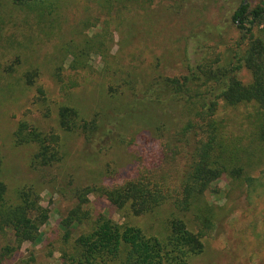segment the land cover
<instances>
[{"label":"rangeland","instance_id":"rangeland-1","mask_svg":"<svg viewBox=\"0 0 264 264\" xmlns=\"http://www.w3.org/2000/svg\"><path fill=\"white\" fill-rule=\"evenodd\" d=\"M100 1L63 0L61 16L48 34L10 0H0L2 179L11 198L16 189L35 187L40 205L49 214L41 228V241L22 244L4 264H64L63 251L88 228L84 224V228L73 229L69 242H64L59 224L77 203L76 189L121 184L133 178L138 169L148 165L158 144L168 138L175 141L176 131L185 124L184 110L176 106L181 102L172 100L176 103L173 110L154 104L155 96L148 97L147 84L157 75H186V65H194L202 56L221 55L229 62L241 38L233 15L242 0H152L131 10L128 20L133 26L122 33L116 31L120 18L113 6L101 7ZM245 1L251 7L264 6V0ZM85 42L89 49L84 52L89 55L72 63L73 54ZM73 66L76 72L70 69ZM57 69L63 80L72 76L79 82L66 98L59 95V83L53 76ZM33 70L38 76L29 86L24 75ZM237 77L243 84L251 81L245 67L238 70ZM37 87L45 93L43 100ZM63 104L78 109L85 120L96 115L98 128L88 140L80 132H61L57 109ZM252 111L251 106L220 104L217 118L225 121L227 136L248 154L252 152L246 170L259 182L249 189L242 180L223 175L213 183L203 197L212 208L213 229L202 240L203 252L187 264H264V151L257 152L252 142ZM20 121L44 134L57 132L62 161L50 168H30L33 148L17 147L12 141ZM178 144L183 146L180 167L184 173L193 144ZM87 198L83 209L90 221L106 215L119 225L139 228L146 237L163 240L167 221L174 216L195 231L191 226L193 209L177 212L165 203L153 213L135 216L116 209L103 197L90 194ZM9 238L0 237V247Z\"/></svg>","mask_w":264,"mask_h":264},{"label":"trees","instance_id":"trees-1","mask_svg":"<svg viewBox=\"0 0 264 264\" xmlns=\"http://www.w3.org/2000/svg\"><path fill=\"white\" fill-rule=\"evenodd\" d=\"M10 1L48 34L64 9L63 0ZM151 2L102 0L99 5L113 6L117 18H120V24L115 25L116 31L122 33V29L133 26L132 20H128L131 10ZM233 20L241 31V38L229 62L228 57L221 58V55L202 56L194 65H186V75L172 78L157 75L147 84L146 92L149 98L155 96L154 104L173 110L176 103L172 100L181 102L176 106L184 110L185 124L176 131L175 141L168 138L158 144L152 159L147 160L148 165L145 163L138 169L133 178L121 184H94L76 189L77 203L59 224L64 242H69L73 229L84 228V224L88 228L71 242L66 252L63 251L64 264H187L191 257L203 252L202 240L213 229L212 208L203 201L213 183L226 175L235 181L242 180L249 189L258 184L259 180L249 176L246 170L252 152L248 154V150L226 135L225 121L217 118V112L220 104L230 108L251 106L252 142L257 152L264 151V6L251 7L242 0ZM79 46L72 63H80L86 54L84 51L89 49L86 42L84 47ZM241 67L250 72L248 84H243L237 77ZM70 69L76 72L75 66ZM37 76V70L29 71L24 75V81L32 86ZM53 76L59 83L58 92L62 98L67 97L70 89L79 86L72 76L63 80L58 69L53 71ZM36 90L43 100L42 87ZM57 118L62 133L80 132L85 140L98 128L96 115L85 120L78 109L68 104L58 107ZM12 141L17 147L33 148L29 158L32 169L50 168L62 161V141L57 132L44 134L32 124L20 121L12 133ZM178 142L193 144L189 168L184 173L180 167L183 146L180 147ZM2 171L0 151V237L10 236L0 247V264H4L22 244L39 243L41 228L49 219L48 211L40 205L35 187L24 186L15 190L14 197L8 196ZM90 194L103 197L116 209L135 216L153 213L165 203L172 204L177 212L186 213L193 209L191 226L195 231L174 216L167 221V235L163 240L146 237L139 228L119 225L106 215L90 221L89 213L83 209Z\"/></svg>","mask_w":264,"mask_h":264}]
</instances>
